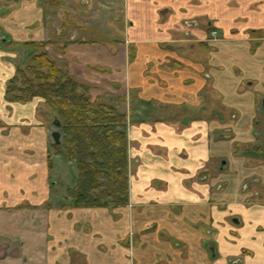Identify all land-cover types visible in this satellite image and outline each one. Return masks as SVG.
<instances>
[{"label": "crops", "instance_id": "0c3cea01", "mask_svg": "<svg viewBox=\"0 0 264 264\" xmlns=\"http://www.w3.org/2000/svg\"><path fill=\"white\" fill-rule=\"evenodd\" d=\"M37 1L0 0V264H264V0H116L125 43L46 46L124 101L128 202L94 208L60 187L52 125L5 98L11 46L60 35Z\"/></svg>", "mask_w": 264, "mask_h": 264}, {"label": "trees", "instance_id": "16d2710c", "mask_svg": "<svg viewBox=\"0 0 264 264\" xmlns=\"http://www.w3.org/2000/svg\"><path fill=\"white\" fill-rule=\"evenodd\" d=\"M50 44L26 42L25 61L7 81L5 98L26 102L40 97L51 109L52 126L59 122L55 128L61 134L53 147L57 153L64 150L77 170V182L68 191L74 207L123 206L129 189L126 113L109 98L92 100L90 85L68 74L67 65L44 50ZM37 47L40 52L34 53Z\"/></svg>", "mask_w": 264, "mask_h": 264}, {"label": "rangeland", "instance_id": "374dc122", "mask_svg": "<svg viewBox=\"0 0 264 264\" xmlns=\"http://www.w3.org/2000/svg\"><path fill=\"white\" fill-rule=\"evenodd\" d=\"M115 1L116 0H64L63 4L56 7H52L50 5V1H48L44 6V10H46V13H48V15H44V26L46 27V30H50L51 27L59 28L63 24L61 18L64 17L65 19L63 21L65 23H69L68 25L70 30L69 33L67 32L68 34L64 37L57 36L58 38H56V40L57 42L61 43V46L63 45V43H67L70 37L74 35L73 37L75 43H81L83 42L82 39H85V43L94 44L96 42H99L102 45H106L107 48H111L114 43L121 41L122 43H125V38H127V29H129V20L126 18V15H118L120 14V4L116 5ZM66 11L69 13V15H61ZM66 30L68 31V29ZM57 48L61 47L55 46V49ZM48 49H50V47H45L44 50L51 58L57 59L58 61L63 60L54 55L55 51L53 52V54ZM33 52L38 53L40 52V50L37 47L33 50ZM64 63L66 64L65 61ZM18 68L19 67L17 65L13 76L16 74ZM66 70L68 74L77 76L84 83L90 85L88 94L90 95L92 100H95L96 98L100 99L103 97V100L107 102V98H109L112 100V102L116 103L117 107L120 110L125 111L124 101L115 98L112 88L110 89V87L108 88L106 87V85L105 89H100L99 85L103 82L102 78L104 79V77H101L97 73L102 72L103 69L88 67L87 69H84L86 74H84V76L81 75L80 77L79 75L72 72V70L68 68V66ZM104 71L106 70H103V72ZM12 102L20 104L32 102V106L36 109L38 115L42 118V120H44L47 125H52L53 113L51 109L46 105L43 98L33 97L31 100L26 102ZM51 127L52 129H55L54 126ZM48 152L52 154H58L57 156H59L58 162L56 163V171L61 180L60 181L59 178H57L60 187L66 189L73 188L77 182V170L75 163L67 160L64 150H61V152L57 153L53 147V142L51 143V145L49 144ZM68 191L69 190H67L66 196H68Z\"/></svg>", "mask_w": 264, "mask_h": 264}, {"label": "flooded vegetation", "instance_id": "af4514ba", "mask_svg": "<svg viewBox=\"0 0 264 264\" xmlns=\"http://www.w3.org/2000/svg\"><path fill=\"white\" fill-rule=\"evenodd\" d=\"M48 1H50V5L52 7L59 6V5L63 4V2H64V0H38L37 2L42 8L43 15H48V13H46V10H44L45 9V7H44L45 3H47ZM61 15H69V13L66 11L65 13H63ZM64 19H65L64 17L61 18L63 24L60 26V35H59V36H62V37L67 35L69 33V30H70L69 25H68L69 23L68 22L65 23L63 21ZM66 29H68V31ZM209 36H210L209 38H211V39L218 38V31L216 29H210ZM69 37H70V35H69ZM56 38H58L57 35H56ZM56 38H54L52 40L50 39L48 41H52L53 42V44H50V45H52V47H55V46L61 47L59 49H61L62 51L65 50V48L67 47L68 44L75 43L74 38L71 39V37H70V39L67 41V43H63V45L61 46V43L57 42ZM0 41L3 42V43H8V44L11 42L10 38L8 36H6V35L1 33V29H0ZM85 41L86 40H84L83 42H85ZM11 50L18 55V61H19L18 65L21 64V63H24V61H25L24 59L25 58H23L22 56L24 55V51L27 50V46L26 47H22L20 45H12L11 46ZM60 61L64 62L63 60H60ZM260 111H261V118L263 119V125H262L263 130H262V132H263V136H264V105L261 107ZM259 200H263V199L259 198ZM208 251H209L211 257L215 256L216 253H215L214 244H209L208 245Z\"/></svg>", "mask_w": 264, "mask_h": 264}, {"label": "water", "instance_id": "95a60500", "mask_svg": "<svg viewBox=\"0 0 264 264\" xmlns=\"http://www.w3.org/2000/svg\"><path fill=\"white\" fill-rule=\"evenodd\" d=\"M53 125L54 127H59L60 124L59 122L53 121ZM51 138H52L53 143L57 145L60 144L61 134L56 128L51 132Z\"/></svg>", "mask_w": 264, "mask_h": 264}]
</instances>
